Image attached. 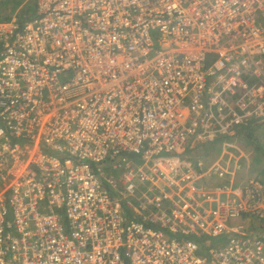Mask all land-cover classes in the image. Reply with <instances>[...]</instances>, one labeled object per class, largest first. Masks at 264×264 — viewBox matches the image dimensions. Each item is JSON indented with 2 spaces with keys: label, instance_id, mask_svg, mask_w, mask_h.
I'll return each instance as SVG.
<instances>
[{
  "label": "built area",
  "instance_id": "1",
  "mask_svg": "<svg viewBox=\"0 0 264 264\" xmlns=\"http://www.w3.org/2000/svg\"><path fill=\"white\" fill-rule=\"evenodd\" d=\"M35 2L0 20V264H264V180L202 152L264 120V0Z\"/></svg>",
  "mask_w": 264,
  "mask_h": 264
},
{
  "label": "rangeland",
  "instance_id": "2",
  "mask_svg": "<svg viewBox=\"0 0 264 264\" xmlns=\"http://www.w3.org/2000/svg\"><path fill=\"white\" fill-rule=\"evenodd\" d=\"M10 1L15 2L17 0ZM6 2H8V0H0V19H5V17H7L8 15V10L4 8L7 5L5 4ZM24 2L25 0H20L21 6ZM21 6L14 10L13 16H19ZM259 128L262 131V137L264 136V122L256 129L255 132H257ZM245 134H248L247 129L243 131V134H241V136L236 137V139H231L230 141L225 140V142L213 145L214 150L217 151V147L221 146L222 149L220 153L223 155L226 162L228 164H231V166H228L227 168V170L231 172L229 179L240 181L241 178H244V176H246V170L248 171L249 169L250 173L254 174L251 176H257L264 180V147L260 146L258 142L261 137L253 135L252 138H248V135L245 136ZM259 149H261V151H259ZM186 152H188V146L184 150L174 155L173 158H178L181 156V154H186ZM248 163L249 165L251 164V166L254 167V170L252 169V167H248ZM214 165L220 166L216 164V162L214 163ZM220 167L224 169L223 167L225 166ZM257 171H260V174H258Z\"/></svg>",
  "mask_w": 264,
  "mask_h": 264
},
{
  "label": "trees",
  "instance_id": "3",
  "mask_svg": "<svg viewBox=\"0 0 264 264\" xmlns=\"http://www.w3.org/2000/svg\"><path fill=\"white\" fill-rule=\"evenodd\" d=\"M5 4H7V5L4 8L8 10V15H7V17H5V19H0V20L11 19L13 16L14 10L17 9L19 6H21L20 0H17L15 2L8 0V2H6ZM20 9L21 10L19 11V16L18 15H15V16H18L19 19H21L22 21L34 18L36 16V2H35V0H25V2L22 4ZM263 122H264L263 119L252 121L248 126H246L244 128V130L245 129L248 130V134H245V136L248 135V138H251L253 136L252 132L255 130V128L261 126L263 124ZM244 130H242L240 132V134H238V136H241V134H243ZM220 140H223V139H220ZM217 141H218V139H217ZM259 150L261 151V149H259ZM189 152H190V150H188V152H186V154H188ZM186 154H184V155H186ZM131 157H133L134 159L137 158L136 155H131ZM161 157L169 158V155L163 154V155H161ZM225 240H226V237L221 236V237L216 238V239H203V240H200L199 243L202 246H205L207 244L209 246V245H212L213 243H222Z\"/></svg>",
  "mask_w": 264,
  "mask_h": 264
},
{
  "label": "crops",
  "instance_id": "4",
  "mask_svg": "<svg viewBox=\"0 0 264 264\" xmlns=\"http://www.w3.org/2000/svg\"><path fill=\"white\" fill-rule=\"evenodd\" d=\"M258 128V127H257ZM257 128H255V130L252 132V135H255V136H259V137H261V134H262V131L260 130V128L258 129V131L257 132H255L256 131V129ZM236 137H238V135L236 136ZM235 137V138H236ZM253 137V136H252ZM251 137V138H252ZM225 140H229L230 141V138L228 137V138H223V140H220V139H218V141H216V144L217 143H221V142H225ZM259 145L260 146H263L264 147V136H262L261 137V139H259ZM213 145H215V143L213 144ZM213 145H210L209 147L208 146H205V147H203V149H202V152H203V154H204V161L206 162V163H210V164H214L215 162H216V164H218V165H220V166H231V164H228L227 162H226V160L224 159V157H223V155L220 153V151H221V149H222V147L221 146H218L217 147V151H215L214 150V147H213ZM221 147V148H220ZM260 151V150H259ZM249 157V156H248ZM249 162V161H248ZM253 165V164H252ZM219 166V167H220ZM248 167H252L251 166V164L249 165V163H248ZM252 169L254 170V167H252ZM246 176H244V178L243 179H245V178H247V177H250L251 175H254L253 173H250V170L248 169V171L246 170ZM257 173L258 174H260V171H257ZM255 175H257V174H255Z\"/></svg>",
  "mask_w": 264,
  "mask_h": 264
}]
</instances>
